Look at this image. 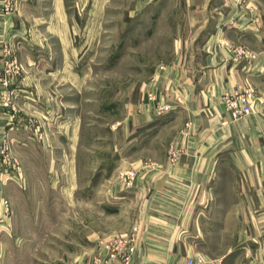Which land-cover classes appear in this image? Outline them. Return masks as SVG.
Here are the masks:
<instances>
[{
    "label": "rangeland",
    "instance_id": "rangeland-1",
    "mask_svg": "<svg viewBox=\"0 0 264 264\" xmlns=\"http://www.w3.org/2000/svg\"><path fill=\"white\" fill-rule=\"evenodd\" d=\"M215 49L257 61L264 0H0V264H133L135 237L117 234L141 208L134 175L197 136L170 72ZM248 93L258 113L264 72L222 93L230 119ZM219 155V193L192 194L181 218L195 253L251 264L260 246L238 241V210L264 224V199L237 196L241 169Z\"/></svg>",
    "mask_w": 264,
    "mask_h": 264
},
{
    "label": "crops",
    "instance_id": "crops-1",
    "mask_svg": "<svg viewBox=\"0 0 264 264\" xmlns=\"http://www.w3.org/2000/svg\"><path fill=\"white\" fill-rule=\"evenodd\" d=\"M262 50L256 51L259 54L257 61L247 64L234 59L231 49L210 50L200 53L190 67V76L173 69L170 72L174 77L172 82L181 83L183 87L178 94L186 105L185 116L192 123L190 131L197 136L188 138L189 149L184 159L176 163L170 160L151 162L143 174L136 171L134 188L142 199L141 208L133 209L134 220L127 231L117 234L135 237L134 252L131 253L133 264H175L195 253L187 219L181 218L182 214L190 213L184 201L192 194L217 196L219 184L213 178L216 167L221 165L219 153L230 151L233 164L241 169L235 194L248 202L250 198L264 199V107H258V113L232 120L221 102L226 90L240 91L243 86L262 84ZM243 65L251 66V72L245 73ZM262 94L256 95L260 102L263 101ZM202 106L210 110L209 115H204ZM201 137L204 141L199 140ZM203 184H208L207 189H201ZM238 212L241 220L237 239L260 246L254 253L258 258L255 257L251 264H264V224L245 218L246 212L252 217L250 202L247 206L241 205ZM216 213L226 214L227 209L217 206ZM221 219L218 217V222L221 223Z\"/></svg>",
    "mask_w": 264,
    "mask_h": 264
},
{
    "label": "built area",
    "instance_id": "built-area-1",
    "mask_svg": "<svg viewBox=\"0 0 264 264\" xmlns=\"http://www.w3.org/2000/svg\"><path fill=\"white\" fill-rule=\"evenodd\" d=\"M243 99L242 105H238V101H233L230 104L231 114L233 117L237 118L241 115H246L251 110V105L248 100H250L251 94H247L246 96L241 97ZM119 264H128L126 262H122ZM175 264H220V261L216 258H210L200 253H195L185 257L183 260L176 262Z\"/></svg>",
    "mask_w": 264,
    "mask_h": 264
}]
</instances>
